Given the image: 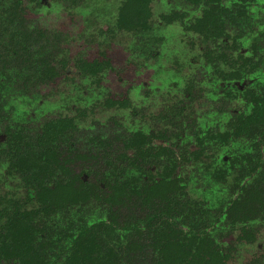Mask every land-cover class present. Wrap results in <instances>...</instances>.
<instances>
[{
	"label": "trees",
	"instance_id": "16d2710c",
	"mask_svg": "<svg viewBox=\"0 0 264 264\" xmlns=\"http://www.w3.org/2000/svg\"><path fill=\"white\" fill-rule=\"evenodd\" d=\"M154 1L125 0L119 29L147 30ZM187 1L199 13L186 29L205 43L204 59L220 78L216 91H237L246 106L226 132H207L182 153L177 148L184 121L175 144L167 134L138 130L97 138L94 149H82L72 118L49 120L37 130L11 120L5 110L10 93L71 71L66 61L54 66L58 53L49 47L47 32L28 27L24 0L0 3V163L26 191L24 201H1L0 264H229L235 247L226 239L232 233L239 230L237 241L253 242L254 224L264 223V90L253 88L249 76L264 58L254 44L250 55L244 53L228 30L243 32L257 0H237L232 7L225 0ZM184 17L173 12L162 19L171 24ZM107 64L76 66L79 74L97 76ZM108 104L126 107L127 101ZM240 138L252 141L251 150L230 156L213 175L224 181L236 173L233 197L218 208L190 198L186 180L178 176L181 165L200 159L212 142L230 145ZM93 211L105 217L91 221ZM249 264H264V254Z\"/></svg>",
	"mask_w": 264,
	"mask_h": 264
},
{
	"label": "rangeland",
	"instance_id": "374dc122",
	"mask_svg": "<svg viewBox=\"0 0 264 264\" xmlns=\"http://www.w3.org/2000/svg\"><path fill=\"white\" fill-rule=\"evenodd\" d=\"M11 1L0 3L6 7ZM124 1L49 0V5L37 8L24 0L28 27L47 32L49 47L58 53L54 66L60 69V61H66L71 73H62L54 82L34 83L23 91L10 93L5 110L11 120L37 130L49 120L72 118L82 149H94L97 138L126 137L138 130L167 134L175 144L181 121L186 128L178 142L179 153L194 148L197 137L207 132H226L231 118L246 105L237 91H216L220 78L204 59L205 43L186 29L199 10L187 0H155L149 28L133 32L118 27L119 9ZM225 1L226 6L232 7L237 0ZM173 12L185 17L171 24L163 21V16ZM249 15L251 21L243 32L235 27L228 31L239 39L244 53L250 55L254 44L264 58V0H257ZM209 45L215 47V43ZM78 61L108 64L97 76H91L79 74ZM219 66L221 70L227 69ZM257 70L249 78L252 87L261 91L264 61ZM109 100H126L127 106L112 107ZM181 108L183 116L179 117ZM251 143L247 138L236 139L230 145L215 146L212 142L200 159L184 162L178 176L186 180L190 198L214 208L230 200L236 173L232 172L224 181L213 175L220 167L225 168L230 156L251 150ZM6 171V163H0V209L6 203L2 199H26L20 178L8 176ZM99 215L93 211L89 220L101 221L105 217ZM254 225L252 243L237 241L239 230L226 239L227 245L235 247L229 264H249L264 254V223Z\"/></svg>",
	"mask_w": 264,
	"mask_h": 264
},
{
	"label": "flooded vegetation",
	"instance_id": "af4514ba",
	"mask_svg": "<svg viewBox=\"0 0 264 264\" xmlns=\"http://www.w3.org/2000/svg\"><path fill=\"white\" fill-rule=\"evenodd\" d=\"M42 1H40V3H41L40 5H38L37 3H34V2H29V1H28V3L29 4L32 3L37 8L43 7V5H49V2H48L49 0H42Z\"/></svg>",
	"mask_w": 264,
	"mask_h": 264
}]
</instances>
